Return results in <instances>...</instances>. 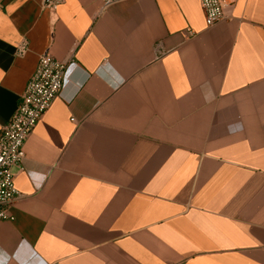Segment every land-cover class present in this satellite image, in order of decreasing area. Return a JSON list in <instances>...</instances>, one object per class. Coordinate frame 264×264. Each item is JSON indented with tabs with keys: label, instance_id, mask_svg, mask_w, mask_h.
Listing matches in <instances>:
<instances>
[{
	"label": "crops",
	"instance_id": "crops-1",
	"mask_svg": "<svg viewBox=\"0 0 264 264\" xmlns=\"http://www.w3.org/2000/svg\"><path fill=\"white\" fill-rule=\"evenodd\" d=\"M43 3L0 0V129L41 54L67 63L0 264H264V0L213 26L200 0Z\"/></svg>",
	"mask_w": 264,
	"mask_h": 264
},
{
	"label": "built area",
	"instance_id": "built-area-1",
	"mask_svg": "<svg viewBox=\"0 0 264 264\" xmlns=\"http://www.w3.org/2000/svg\"><path fill=\"white\" fill-rule=\"evenodd\" d=\"M64 0H44L43 7L51 11ZM124 0H102L104 6ZM206 23L213 26L227 19V0H200ZM29 43L23 39L17 46V53L28 51ZM67 63L49 53L41 54L36 70L20 96L17 110L11 120L0 129V219H13L8 206L20 197L15 187L13 168L25 159V142L40 117L51 106L53 99L64 88Z\"/></svg>",
	"mask_w": 264,
	"mask_h": 264
}]
</instances>
